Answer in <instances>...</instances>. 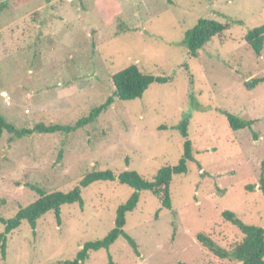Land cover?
I'll use <instances>...</instances> for the list:
<instances>
[{
    "label": "rangeland",
    "instance_id": "rangeland-1",
    "mask_svg": "<svg viewBox=\"0 0 264 264\" xmlns=\"http://www.w3.org/2000/svg\"><path fill=\"white\" fill-rule=\"evenodd\" d=\"M228 24L196 58L185 34L199 20ZM264 25V0H0V116L16 130L68 126L112 96L111 73L130 65L154 77L141 98L114 103L91 124L70 133L0 138V217L12 218L37 200L28 185L68 192L91 171L125 170L152 180L176 166L187 118L194 162L170 184L171 209L139 192L124 232L108 250L83 264H239L218 259L198 234L231 251L242 236L223 220L233 212L244 224H264V44L256 56L244 35ZM261 80L254 88L248 84ZM227 112L253 121L232 131ZM256 187L253 191L246 186ZM134 190L96 182L82 191L83 206L61 207L7 236L0 264H64L85 243L103 239L116 211ZM4 227L0 224V234Z\"/></svg>",
    "mask_w": 264,
    "mask_h": 264
},
{
    "label": "trees",
    "instance_id": "trees-1",
    "mask_svg": "<svg viewBox=\"0 0 264 264\" xmlns=\"http://www.w3.org/2000/svg\"><path fill=\"white\" fill-rule=\"evenodd\" d=\"M176 0H166L167 4L172 5ZM229 29L228 24H222L213 20L201 19L196 26L185 34L184 42L187 47L188 55L196 58L198 52L214 38L223 36ZM245 43L250 47L256 56H260L264 44V25L249 30L244 35ZM171 79L168 77H154L143 73L137 65H130L111 73L109 81L112 87V96L103 104L93 109L90 114L81 118L73 125L44 126L42 124L35 125L33 129L16 130L12 126L5 123L0 116V138L3 132L14 134L18 138L30 136L34 133L38 134H54V133H73L86 125L93 123L102 112L106 111L114 101L126 102L141 98L145 91L154 83L165 84ZM261 80H254L248 87L254 88ZM229 128L232 131H241L250 129L253 121L244 120L227 112H222ZM188 120L183 119L177 127L180 135L184 139L183 154L176 166H165L158 170L156 176L152 180H146L135 171L125 170L115 175L110 170L91 171L87 173L72 190L66 192L46 193L34 185H28L37 195V200L25 208L20 209L12 218L5 219L0 217V224L4 227L0 234V252L4 257L6 254L7 236L12 231L20 227L22 222H27L32 230L35 229L37 221L49 212H53L57 222H60L61 207L65 205L78 204L83 206L82 191L96 182H115L126 185L134 190L129 200L118 207L115 215L114 228L101 240L85 243L77 252L72 261H66L64 264H83L90 252L99 250H108L109 247L120 237L124 238L134 253L137 255V246L132 238H130L123 230L125 226V216L131 213L137 206L139 201V192H150L160 200L161 208L171 209L170 184L174 176L185 175L188 171L187 164L194 162L192 156V144L188 139L187 133ZM256 189L253 185L246 186V190L253 191ZM264 198V175L263 172L259 178L257 188ZM223 220L235 227L241 234V241L234 246L231 251H227L217 245L209 237L198 234L196 240L207 251L218 259H232L239 264H264V224L262 226H254L244 224L233 212L223 211L221 213ZM183 264V263H179Z\"/></svg>",
    "mask_w": 264,
    "mask_h": 264
}]
</instances>
